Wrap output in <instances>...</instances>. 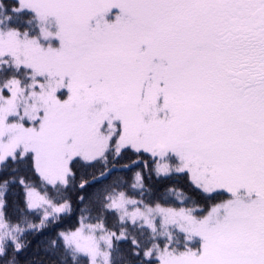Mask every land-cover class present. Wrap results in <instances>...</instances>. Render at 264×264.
I'll return each instance as SVG.
<instances>
[{
	"label": "snow or ice",
	"instance_id": "obj_1",
	"mask_svg": "<svg viewBox=\"0 0 264 264\" xmlns=\"http://www.w3.org/2000/svg\"><path fill=\"white\" fill-rule=\"evenodd\" d=\"M0 264H264V0H0Z\"/></svg>",
	"mask_w": 264,
	"mask_h": 264
}]
</instances>
